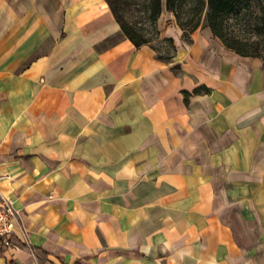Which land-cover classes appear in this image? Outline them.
Returning <instances> with one entry per match:
<instances>
[{
  "label": "crops",
  "instance_id": "0c3cea01",
  "mask_svg": "<svg viewBox=\"0 0 264 264\" xmlns=\"http://www.w3.org/2000/svg\"><path fill=\"white\" fill-rule=\"evenodd\" d=\"M59 2L0 0V188L31 241L0 264H264V60L165 5L160 59L106 0Z\"/></svg>",
  "mask_w": 264,
  "mask_h": 264
},
{
  "label": "trees",
  "instance_id": "16d2710c",
  "mask_svg": "<svg viewBox=\"0 0 264 264\" xmlns=\"http://www.w3.org/2000/svg\"><path fill=\"white\" fill-rule=\"evenodd\" d=\"M123 34L137 47L150 44L158 57L170 60L173 54L162 53L161 44L167 42L176 51L171 37L161 38L157 23L164 5L173 12L183 31L184 40L191 42L192 34L200 26L211 28L223 45L241 55L263 57L264 0H106ZM137 13V14H135ZM129 14L131 17L129 18ZM153 31V36L148 34ZM203 90L198 87L194 92ZM186 96L189 92L185 91Z\"/></svg>",
  "mask_w": 264,
  "mask_h": 264
},
{
  "label": "built area",
  "instance_id": "2783aa9c",
  "mask_svg": "<svg viewBox=\"0 0 264 264\" xmlns=\"http://www.w3.org/2000/svg\"><path fill=\"white\" fill-rule=\"evenodd\" d=\"M9 178V176L7 175ZM0 246L31 247V241L23 224L19 210L15 207V200L5 195L0 188Z\"/></svg>",
  "mask_w": 264,
  "mask_h": 264
},
{
  "label": "rangeland",
  "instance_id": "374dc122",
  "mask_svg": "<svg viewBox=\"0 0 264 264\" xmlns=\"http://www.w3.org/2000/svg\"><path fill=\"white\" fill-rule=\"evenodd\" d=\"M37 1V8H40V4H41V2L42 1H44V0H36ZM47 1H49L51 4H53V5H55V9L57 8V9H60L61 8V3L59 2V0H47ZM110 7V6H109ZM135 14H137V13H135ZM128 15V17L130 18L131 16L129 15V14H127ZM150 37L151 36H153V31H151L149 34H148ZM161 38H165V37H161ZM158 46V40H154L153 42H152V46ZM161 46H162V48H161V51H162V53H165V51H169V53L170 54H174V51H173V49H172V47L170 46V44L169 43H167V42H164V43H162L161 44ZM261 58V57H260ZM262 59L264 60V54H263V57H262ZM174 72L175 73H180V72H182V69L181 68H176L175 67V70H174ZM1 248H6V247H1Z\"/></svg>",
  "mask_w": 264,
  "mask_h": 264
}]
</instances>
